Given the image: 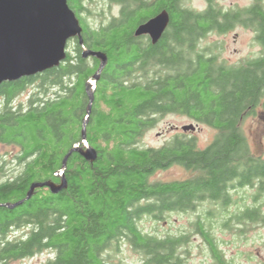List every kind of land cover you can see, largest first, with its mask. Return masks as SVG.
I'll use <instances>...</instances> for the list:
<instances>
[{"label": "trees", "instance_id": "1", "mask_svg": "<svg viewBox=\"0 0 264 264\" xmlns=\"http://www.w3.org/2000/svg\"><path fill=\"white\" fill-rule=\"evenodd\" d=\"M111 2L121 5L120 16L92 28L78 13L82 0H69L83 27L85 46L108 58L98 81L101 60L83 58L77 39L74 53L68 48L67 59L59 67L29 80L38 81L39 92L49 93L50 98L18 120L17 142L31 160L13 182L0 186V218L9 215L19 227L31 224L32 229L25 239L0 241V264L46 251L54 257L45 264H127L112 262L109 254L122 239L142 255L141 264H181L177 253L186 235L143 234L138 221L144 216L160 221L171 212L194 211L203 201L224 200L228 183L239 169L264 171V161L253 157L241 128L249 109L264 100V59L228 66L198 56L193 64L181 65V55L175 51L189 42L197 46L201 36L212 30L234 29L238 18L181 13L174 11V0H162L161 8L174 13L170 28L161 49L144 51L134 32L152 17L148 7L142 0ZM255 18L264 39V14ZM157 66L178 72L164 76L158 69L156 77L139 78L144 68ZM90 80L96 84L95 101L86 135L98 157L91 162L75 152L64 168L65 157L76 144L85 148L86 86L94 85ZM170 112L204 121L217 130L216 138L203 150L185 136L162 148L140 147L144 133L157 123L154 116ZM174 165L194 176L171 183L150 182L156 172ZM63 177L67 188L58 194L44 187L27 199L34 183L60 184ZM22 201L16 208L9 207ZM202 228L201 232H208L205 225ZM210 244L216 251L213 240ZM215 255L220 264H228L220 253Z\"/></svg>", "mask_w": 264, "mask_h": 264}, {"label": "rangeland", "instance_id": "2", "mask_svg": "<svg viewBox=\"0 0 264 264\" xmlns=\"http://www.w3.org/2000/svg\"><path fill=\"white\" fill-rule=\"evenodd\" d=\"M97 8H91L95 14L83 18L91 27L107 25L113 18L119 17L120 7L112 5L108 0H97ZM94 3V4H96ZM250 0H229L221 3L222 6L230 7L237 5H247ZM193 8H203V0H193L189 3ZM71 44V43H70ZM68 45L69 51L74 53L76 43ZM204 45L216 50L219 56V62H226L228 65H237L250 56L256 55L260 51V46L254 41V35L249 29L241 26L230 30L228 34H211ZM39 82H34L29 88L32 93L39 94ZM52 97V96H51ZM258 113L248 114L243 119L241 128L251 147L253 157L264 158V122ZM196 124L186 115L168 114L158 117L156 125L146 131L141 138L140 147L142 148H160L169 144L172 139L179 135L185 138H194L199 148H207L216 138L217 130L200 126L199 131L184 132L182 127L185 125ZM178 128V129H176ZM22 166V164H20ZM192 177L190 171H187L180 165H174L167 170H160L150 177L152 183H171L174 181H183ZM238 207L233 205L229 210H223L216 204H204L199 209L188 212H171L163 220L157 221L153 217L144 216L138 221L137 226L143 234L158 235L160 238L179 237L186 235L183 246L179 248L183 263L181 264H218L210 251L208 244L204 246L201 239L196 234L198 222L205 225L208 232L212 233L224 255L228 258V264H264V248L260 244L264 239V229L248 230L243 243L238 241L235 229V220L231 219L237 213ZM251 228V227H249ZM258 239V241H257ZM258 242V243H256ZM255 245V247H254ZM259 246V249H257ZM259 252V253H258ZM112 255V262L124 261L127 264H141L143 257L135 251L127 240H120L119 248L109 251ZM108 254V255H109ZM259 256V260L255 259ZM54 255L50 251L38 254L35 257L23 260L10 261L7 264H45Z\"/></svg>", "mask_w": 264, "mask_h": 264}, {"label": "flooded vegetation", "instance_id": "3", "mask_svg": "<svg viewBox=\"0 0 264 264\" xmlns=\"http://www.w3.org/2000/svg\"><path fill=\"white\" fill-rule=\"evenodd\" d=\"M108 1L111 2V0ZM174 1L176 2L175 5L176 9H174V11L178 9L177 11L181 13L187 12L192 15L211 14L222 17L236 16L238 18L237 19L238 23L235 25V27L241 26L245 29H249L254 35L255 43L260 46V51L256 55L250 56L246 60L238 62L237 65L245 66L249 62L255 63L264 59V39L262 38L261 35L262 34L260 30L261 27L255 20L256 19L255 17L264 14V0H250V3L247 5L230 6L228 8L222 6L221 3H226L229 0H203L204 1L203 8H193L192 5L189 4L193 0H174ZM96 2L97 0H82V7L78 11V13H80L82 17H83L82 14L84 15L86 14L88 16L95 14V12H93L91 8L93 6L97 8ZM142 3L144 6L148 7L146 9L147 13L149 12L150 14H152V17L150 19L158 16L159 14L165 11L169 14L170 18L171 15L174 14L172 12H169L167 7L161 8L162 0H142ZM112 5H116L120 7V14H121L122 11L121 5H118L116 3H112ZM150 19H148L147 21H149ZM147 21H145L144 23H146ZM102 26L103 25L92 28H99ZM169 28H170V24L165 30L162 37L156 43L153 42V39L150 35H143L140 37H136L134 32V36L139 39V43L143 50L144 49L146 50L147 47L148 48L150 47L151 49V47H155V46L157 47L159 46V49H161V42L163 38L167 35ZM229 32L230 31L218 32L212 30L207 33L206 37L201 36V39L197 42V46H195V42L194 43L189 42L186 43L183 47H175L176 55H181L182 58L181 65H185V64L188 65L189 63L193 64L196 58H198V56H201L202 58H204V60L213 59L215 63H220L218 60L219 56L216 54L217 51L214 49L212 50L210 47L204 45V42L213 33L228 34ZM72 43L77 44V42L75 41H73ZM88 58H92V57H88ZM224 63L227 64L226 62ZM178 65L179 64H177L176 66ZM158 69L162 70L161 72L164 76L165 75L175 76L178 72V69L174 67L166 68L164 66L163 67L157 66L155 68H149V69L144 68L139 78L143 79V78L156 77L159 72ZM29 80L30 78H25L14 82H4L0 84V186L8 182H13L20 175V173H23L24 168L27 166L26 165L27 162L31 160V158L25 157V150L17 142L19 118L26 116L32 110V108H34L37 105H41L45 103L50 98L49 93L41 94L39 92L37 96L35 93H32L33 89L29 88V86H32L33 83H31ZM20 86L23 87L21 92L18 91ZM253 107L254 108L253 109L250 108L248 112H250V114L252 115L258 113L260 115L259 117L264 122V100H261V102L257 106H253ZM168 114H179V113L170 112L165 115ZM165 115H157L154 116V118L157 119L158 121V117ZM187 117H189L193 122L196 123V124H190L196 127L195 132L199 131L200 126L202 125L208 127L210 126L206 124L204 121H200L195 117H190V116ZM177 137H179V135L175 136L172 139V141ZM188 139L195 140L194 138H188ZM199 149L203 150L205 148H199ZM255 158H260V157L255 156ZM260 159L264 161V158H260ZM20 164H22V166ZM191 174L193 177L194 173L191 172ZM227 189H228L227 192L228 194H226L224 200L203 201L199 203L196 209H199L204 204H210V203L216 204L219 208H223L224 211L226 209L229 210L230 207H232L233 205L238 207L237 213H235V216L231 219L235 220V229L236 231L239 232L236 233L238 237V241L240 243H243L246 240V238L244 237L248 233L247 232L248 230L257 229L256 231H260L261 229H264V171L261 172L258 169H253V168L247 170L239 169L236 175L232 178V180L229 181ZM202 225L203 224L201 222H198L199 232L196 235L200 237L201 242L204 243V246L208 244L210 247L211 240L214 241V244L217 246V250L213 251L211 248L209 249L213 254V257L216 259V262L218 261V259L216 258L215 253L218 252L221 254L223 260L229 263L228 258H226L224 255V251L220 248L221 245H219V243L212 235V233L201 232V230L203 229ZM31 229H32L31 224H27L26 226L19 227L17 220L15 218H10L9 215L7 217H4L3 219L0 218V241H13V240L25 239L27 236H29ZM260 240L262 241L260 244L264 248V239H260ZM257 247H258L257 249H259V246ZM177 254L179 255V253ZM255 259L259 260V256H256ZM218 264L220 263L218 262Z\"/></svg>", "mask_w": 264, "mask_h": 264}, {"label": "water", "instance_id": "4", "mask_svg": "<svg viewBox=\"0 0 264 264\" xmlns=\"http://www.w3.org/2000/svg\"><path fill=\"white\" fill-rule=\"evenodd\" d=\"M170 21L169 14L162 12L139 25L135 35H150L156 43ZM82 33L83 27L77 14L70 8L69 0H0V84L31 78L59 67L67 59L69 43L76 39L82 47L83 58L96 57L101 60V66L95 76V80H98L108 63V58L102 52L88 49ZM95 85L94 81L93 86H86L89 105L82 130L85 148L81 147L80 143L76 144L65 157L64 168L75 152L88 161L97 160L98 152L89 145L86 135L88 119L95 101ZM182 130L195 131L196 127L185 125ZM44 187L49 188L53 194H58L67 188V182L63 177L60 184L52 181L34 183L27 199L34 195L36 189ZM23 203L22 201L9 207L16 208Z\"/></svg>", "mask_w": 264, "mask_h": 264}]
</instances>
